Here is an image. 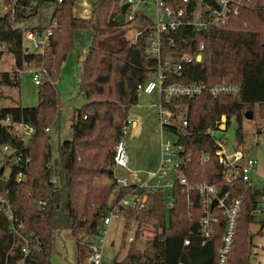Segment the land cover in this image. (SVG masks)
Masks as SVG:
<instances>
[{"label": "trees", "instance_id": "16d2710c", "mask_svg": "<svg viewBox=\"0 0 264 264\" xmlns=\"http://www.w3.org/2000/svg\"><path fill=\"white\" fill-rule=\"evenodd\" d=\"M15 1L17 5L12 12L0 15V54L6 51L13 58V68L0 71V87L16 85L19 76L16 69L28 63L42 66L46 74L38 84L36 104H0V118L8 115L11 120L33 128L22 140L10 125L0 123V143L8 144L10 154H20L19 163L12 165L9 176L0 180V192L9 200L15 224H22L19 232L12 231L0 211V264H16L20 259L23 264H51L49 253L54 232L63 228L69 229L74 239L77 264H83L87 244L97 231L113 193L114 144L123 135L129 106L136 101L135 85L145 80L157 65L146 52L148 32L143 28L150 23V18L137 8L130 19L119 21L116 14L122 0H89L87 15L75 10L76 0ZM203 1L207 0L200 3ZM9 2L3 0L4 4ZM165 2L185 5L184 20L192 18L197 4V0ZM209 3L215 7L212 0ZM52 19L56 25L42 51L24 50L23 30L40 33ZM263 24L264 0H250L242 2L237 12L221 24L208 22L204 28L182 24L161 35L162 60L181 53L192 54L199 41L203 44L200 60L183 62L175 72L173 64L165 65L168 75L165 83L204 81L210 84L224 79L239 84L235 94L178 96L164 103L175 113L183 109L182 115L186 118V131L177 134L176 142L183 146V154L190 153L187 160L179 163L175 179L182 175L188 184L205 180L228 192L226 202L242 197L226 260L217 261L224 223L221 211L212 208L215 221L211 223V235L205 238L199 228L197 193L186 192L184 185L175 180L168 187V197L164 189L157 188L147 191L140 210L126 209L119 241L124 252L120 255L114 252L108 258L111 264H264L251 259L257 242H253V234L259 233L264 224V218L254 213L258 196L264 189H252L240 178L223 179L213 154L212 137L205 132L220 114H225L226 124L234 115L237 142L234 146H237L243 139L242 109L257 105L264 112ZM130 28L140 30L133 41L124 36ZM86 31L90 33V42L77 60L78 89L86 101L73 110L71 137L58 141L55 155L51 157L50 136L44 128L50 126L58 110L54 83L77 34ZM19 170L23 177L15 181L13 176ZM53 174L55 179L51 182L49 177ZM129 188L119 187L118 195L128 192ZM255 222L259 228L253 231L250 225ZM131 224V236L127 239ZM26 234L30 241L24 240ZM183 238H188L186 244L182 243ZM24 245L28 249L26 253L21 250Z\"/></svg>", "mask_w": 264, "mask_h": 264}, {"label": "built area", "instance_id": "2783aa9c", "mask_svg": "<svg viewBox=\"0 0 264 264\" xmlns=\"http://www.w3.org/2000/svg\"><path fill=\"white\" fill-rule=\"evenodd\" d=\"M59 1V0H58ZM140 0H122V2H128L123 13V20L130 19L135 9H137V3ZM187 0H181V3ZM215 3V7H211L209 0L200 3L197 0V4L192 11V18L190 20H184L183 14L185 11V5L183 4H169L165 0H153V16L150 23L143 29H147L148 37L146 40V52L149 57L154 58L157 61V65L154 69L150 70L147 74V78L143 81H139L135 85V92L139 94L144 93H156L157 107L159 110L158 121L160 128L166 132L173 133L175 140L169 143L160 142L159 144V160L155 168L144 171L145 176L138 181H135L132 176L123 174L121 176H115L113 193L110 194L108 199V207L105 214L102 216L101 222L97 227V231L93 234L91 241L87 244V251L83 264H111L109 259L105 258V250L107 245H114L109 240H106L108 233V226L113 218H122L123 213L128 208L140 210L146 199V193L150 190L164 189L170 187L175 180L178 183L184 185L186 192L194 191L197 193V205L200 212L199 215V228L202 235L206 238L211 235L212 226L211 223L215 221V216L212 214V208H216L221 211L224 217V223L222 233L220 236V242L217 248V261L223 263L229 251L231 249L232 241L235 234V225L237 213L240 208L241 196H236L225 201L227 191L219 190L216 186L208 183L205 180L188 184L185 177L177 175L176 179L174 174L180 162L187 160V155L183 154V146L177 143V134L185 132L186 118L182 112L175 113L172 111L165 102L178 96H194L198 94H207L211 96L235 94L239 90V84L231 81L221 79L219 81L207 84L204 81H190L181 83L177 81L165 83L167 74L165 65L168 63L173 64V71H178L183 62H190L192 60H200L201 50L203 44L199 41L197 49L194 53H181L179 56H172L164 60L161 59V35L167 31L175 29L178 25L191 24L196 27L204 28L208 22L214 24H221L231 14L237 12L239 6H241V0H212ZM15 0H10L8 4H3L4 12H12L17 5ZM218 5V6H217ZM56 25L54 19L50 21L48 26L40 33H37L32 29H24L23 36L29 41L32 50L42 51L43 47L48 42V36L51 33L52 28ZM140 32L138 29H134L132 36L124 35L128 41H133L135 36ZM2 46H0L1 48ZM197 55L200 58L197 59ZM27 64L25 68L28 69L33 84L38 85L42 79V76L46 74V70L42 66H31ZM30 67V68H29ZM19 74L20 69H16ZM1 104V98H0ZM132 118L127 117V123ZM0 123L10 125L11 130L20 139L25 140L32 133V126L21 121H13L7 115L4 118H0ZM165 126V128H164ZM126 124L122 127V133H124ZM171 128V129H170ZM226 128L225 114H220L219 118L215 120L212 126L205 128V132L212 137L213 140V154L216 156L217 162L221 167V177L226 181L234 178H240L247 182L250 188H262L264 189V176H254L257 174L255 167V159L252 156L247 155L238 146L228 147L224 137L216 138L209 133L212 129L224 130ZM44 130H48L47 127ZM11 148L7 143H0V180H4L10 174L12 165H17L20 161V154L18 152L11 153ZM204 159L207 158V154L204 155ZM28 159V158H26ZM25 159V160H26ZM113 166H121L129 173H139L140 170L130 169L127 166V155L125 152V142L123 137L118 138L114 144V150L112 155ZM14 180H20L23 175L21 170L15 172ZM55 175L49 177V181L53 182ZM130 190L122 195H118L117 191L119 187H128ZM137 188H144L142 192H138ZM215 199V203L210 206L212 200ZM39 203L43 204V200H39ZM169 203V202H168ZM191 204V201H187ZM0 211L6 216L9 222V226L12 231L19 232L18 228L22 227L21 223L15 224V218H13L9 200L5 193L0 192ZM254 213L264 218V191L258 196V201L254 209ZM16 225V227H15ZM131 235H128L127 239H130ZM28 238L25 235L24 240ZM30 241L31 239L28 238ZM27 241V240H26ZM188 238H183L182 243L186 244ZM255 248L257 250L264 251V240L257 241ZM23 253L27 252V247L24 245L21 247ZM16 264H23L20 259ZM135 264V263H132Z\"/></svg>", "mask_w": 264, "mask_h": 264}, {"label": "rangeland", "instance_id": "374dc122", "mask_svg": "<svg viewBox=\"0 0 264 264\" xmlns=\"http://www.w3.org/2000/svg\"><path fill=\"white\" fill-rule=\"evenodd\" d=\"M75 10L78 14L87 15L89 9V0H76ZM143 4L140 0L139 10L144 12L150 20L153 16V0H145ZM243 3H249L250 0ZM3 0H0V15L3 14ZM137 7V8H138ZM76 13V12H75ZM261 31L264 33V24ZM85 33V34H84ZM80 34V35H79ZM77 34L74 40V46L66 56L65 64L60 68L59 79L54 83L58 95V110L55 118L48 127L49 142L51 146V157L55 155L56 145L58 141L70 138L72 135L71 118L73 110L82 105L86 98L78 89L79 71L76 65L77 53L84 49L90 42V33L81 32ZM22 45L24 50L31 51L32 48L29 41L22 35ZM31 67V66H30ZM29 67V68H30ZM13 68V58L10 53L2 51L0 54V71L11 70ZM43 77V76H42ZM39 86L31 81L30 72L23 67L19 71L18 83L16 85H3L0 87V98L2 104L19 103L20 105L29 106L37 103ZM156 93L140 92L136 96L135 103L129 106V114L135 118L126 124L125 131L122 135L125 142V152L127 155V166L130 169L140 170L139 173H129L121 166H112V171L116 176L123 174L132 176L135 181L145 176L146 170L153 169L157 166L159 160V144L160 142L172 143L175 140L173 133L166 132L160 128L158 121L159 110L157 107ZM259 106L250 108L251 117L243 116L248 109H242L241 113V129L243 139L237 146L241 148L247 155L255 159V167L257 174L254 176H264V112L258 110ZM181 112H184L182 109ZM136 122L135 134L129 135L131 130V122ZM236 127V119L234 115L229 117L224 130L212 129L209 133L216 138L224 137L228 147L234 146L237 142L234 136ZM27 138V137H26ZM25 138V139H26ZM153 167V168H152ZM165 196L169 195V188H164ZM122 218H113L108 226L106 240L112 239L114 245H107L105 250V258H110L114 252L120 255L124 252L119 247L120 231ZM133 224L128 231L131 235ZM259 228V223L255 222L250 225V229L255 231ZM127 235V236H128ZM253 242L264 240V224L260 228L259 233L253 234ZM111 246V247H110ZM122 249V250H121ZM253 250L256 252L251 259L254 261L264 262V251ZM115 253V254H116ZM49 261L51 264H77L76 249L74 239L69 229L63 228L54 232Z\"/></svg>", "mask_w": 264, "mask_h": 264}, {"label": "crops", "instance_id": "0c3cea01", "mask_svg": "<svg viewBox=\"0 0 264 264\" xmlns=\"http://www.w3.org/2000/svg\"><path fill=\"white\" fill-rule=\"evenodd\" d=\"M143 4H146L147 2L145 1V0H143V2H142ZM139 4H140V2H139ZM137 7H138V4H137ZM139 8V7H138ZM145 12V11H144ZM143 12V13H144ZM145 14V13H144ZM133 33H134V28H130V29H127L126 31H125V34L127 35V36H132L133 35ZM85 34V33H84ZM124 34V35H125ZM86 47V46H85ZM85 49V48H84ZM84 49H82V50H80L78 53H77V58H76V62H77V60H78V58H79V56L81 55V53L84 51ZM65 60L66 59H64L62 62H61V65H60V68H62V66L65 64L64 62H65ZM76 65H77V63H76ZM6 70H8V69H6ZM2 71V70H1ZM59 75H60V69H59ZM58 79H59V77H58ZM138 95V94H137ZM128 112H129V109H128ZM129 115V117L130 118H132V119H134L135 117L132 115V114H128ZM136 122H138L137 120L136 121H132L131 122V130H130V132L128 133L129 135H134L136 132H135V126H136ZM130 123V122H129ZM128 123V124H129ZM153 168V167H152ZM114 173V172H113ZM113 241H112V239H110V241H109V243L111 244Z\"/></svg>", "mask_w": 264, "mask_h": 264}, {"label": "water", "instance_id": "95a60500", "mask_svg": "<svg viewBox=\"0 0 264 264\" xmlns=\"http://www.w3.org/2000/svg\"><path fill=\"white\" fill-rule=\"evenodd\" d=\"M127 6H128V2H122V3H120V5H119V10H118V12H117V14H116V18H117L119 21H122V20H123V13H124V11H125V9H126ZM196 58L199 59V58H200V55H197ZM251 115H252V114H251V110H250V109L246 110V111L243 113V116H244V117H247V118H250ZM55 162H56V158L53 159V163H55ZM221 191H222V190H221ZM214 203H215V199L212 200L210 206H212Z\"/></svg>", "mask_w": 264, "mask_h": 264}]
</instances>
